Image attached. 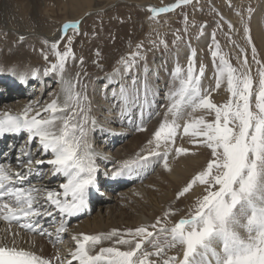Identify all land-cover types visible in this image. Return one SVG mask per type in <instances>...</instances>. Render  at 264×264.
Segmentation results:
<instances>
[{"label": "snow or ice", "instance_id": "snow-or-ice-1", "mask_svg": "<svg viewBox=\"0 0 264 264\" xmlns=\"http://www.w3.org/2000/svg\"><path fill=\"white\" fill-rule=\"evenodd\" d=\"M192 2L177 0L165 7L149 6L147 11L151 13L150 19H157L160 14ZM247 11L250 14L251 7ZM80 23H65L60 30V38L44 41L49 51L40 49L47 65L43 72L29 69L18 73L15 68L7 69L20 85L39 82L37 78L41 75L58 77L63 99L57 96L43 107L30 104L17 114L0 113V138L6 134L26 133L27 142L31 145L28 150L21 149L25 159L16 158L24 171L0 163V220L7 222L9 228L14 223L20 229L53 239V232L42 225L41 218L52 217L55 213L57 217L64 218L59 220V227L55 229L54 240L58 243L63 242L61 234L68 231L67 218L84 210L89 190L97 185L96 160L100 156L90 142V133L97 122L92 116L88 86L81 82V76L86 77L87 72H77L74 77L66 78L69 61L77 59L72 44L75 35L79 34ZM184 23L187 31V16ZM229 28H234L231 22ZM69 30H74L72 36L68 35ZM244 34L251 46L253 61L261 64L250 27H244ZM65 37V47L61 51L59 45ZM181 38L177 34L176 40ZM212 38L215 42V33ZM25 39L24 35L18 37L19 42ZM232 43L235 45V41ZM151 44L153 48H168V41L164 38L153 40ZM239 50L241 68L234 67L230 59L221 54L219 43L215 42V50L211 53L216 65L215 89L207 92L201 87L205 68H196L195 51H192L186 69L177 65L171 74L172 85L165 94L167 103L162 105L165 108L162 119L147 142L148 156L158 157L169 172L172 171L169 156L178 158L196 154L182 145L177 146L178 137H187L197 149L210 150L206 165L176 195L179 200L200 187L201 191L186 215L174 220L180 209L170 206L164 216L152 224L125 232L113 229L101 235H75L72 237L75 249L70 251V259H63L59 253L52 259L45 258L32 248L18 245L16 238L19 233L11 232L10 242L0 240V264H73L74 261L76 264H264V69L259 70L256 92L247 50ZM50 53L55 60L50 59ZM96 56L93 63L103 70L99 50ZM146 60L147 50L143 42L138 43L136 51L117 61L113 77L133 73L141 61L146 67ZM80 63L83 64V60ZM5 71L0 68V74ZM224 81L230 98L223 104H217L213 102L211 93ZM118 87L119 93L114 92V98L119 96L123 108L140 100L141 88L145 102L150 92L156 95L147 79L139 87L135 78L130 86L118 84ZM197 112L201 114L195 115ZM153 115L160 116L161 113L150 112L149 120ZM207 116L214 118L209 120ZM181 120H184L183 124ZM137 130L147 131L143 118ZM33 141H36L34 145ZM33 150L52 158L47 161L34 159ZM144 160L147 156L138 154L111 175L119 177L125 169ZM45 162L52 166V175L60 174L66 178V182L60 185L62 191L36 187L30 182L25 186L33 172L32 165ZM103 241H112L117 246L100 247L98 252L95 251ZM119 246H124L125 250ZM176 248L180 251L170 255Z\"/></svg>", "mask_w": 264, "mask_h": 264}, {"label": "bare ground", "instance_id": "bare-ground-1", "mask_svg": "<svg viewBox=\"0 0 264 264\" xmlns=\"http://www.w3.org/2000/svg\"><path fill=\"white\" fill-rule=\"evenodd\" d=\"M25 1H27L28 4H26ZM56 1H58V4L60 3V7H61L59 11L62 14V16H60V18L62 19L60 21V22H62L60 28H62V26L65 23L73 22V21H67L68 18L83 17V15L85 13H87L89 10H91L92 7H94V8L95 7L96 8L101 7L99 9L104 10L108 7L107 6L108 3H115V2L120 1V0H65V2H64V0H56ZM19 2L24 6V7H22L23 9L15 7L14 3L11 5L10 0H0V21L2 22V23L0 22V24L4 26L2 31L8 30L9 32H11L15 35H18V36L24 35L26 37L27 36L32 37V36H35L38 34V35L44 37L45 40H47L49 42L55 41L61 36V31H60L61 29L60 28H59V31L57 33L47 35L45 33L32 32L30 26H21L22 23L24 22V21L22 22V19H25V17H24V14H21L20 11H24L26 9L27 11L30 12V10H33L31 13V17L34 16V17L39 18L40 14L37 11V4L40 1L39 0H20ZM122 2H124V3L130 2V3H133L134 5L145 8V7L150 5L149 3L151 1L148 3V2L143 1V0H141V2H139V0L138 1L123 0ZM103 4H104V6H101ZM171 4L172 3H170V4L165 3V5L163 7L169 6ZM22 5H20V6H22ZM20 6H18V7H20ZM12 7H13V9H12ZM39 7H40L39 10H41V11L46 10L47 13L49 14V11L47 9L48 6H47L45 1L43 3H41L39 5ZM16 8L18 9V11H16ZM131 8H129V9H131ZM46 11H44V12H46ZM51 11H53V10H51ZM128 11H130V10H128ZM64 12L65 13L70 12V13H72V16L71 17H68L66 15L64 16L63 15V14H65ZM263 13H264V4H263V6L260 5L258 7V9L255 11V15H254V17H255L254 22L255 23H253V25H254L253 26L254 27L253 28L254 29L253 35H255V37L257 38V40L259 41V43L261 45V48H263V50H264V31H263L264 29L262 30V28H261V21H260L261 16L258 17L259 14H263ZM122 15H125V14L122 13ZM134 19H137V18H134ZM10 20H12V21L10 22ZM140 22H142V21H140ZM146 22L147 21H145V23ZM141 24L142 23H140V25ZM14 26H16V27H14ZM142 26H143V24H142ZM149 27H151V26H149ZM38 31H39V28H38ZM121 32H124V31H121ZM6 36H8V35H6ZM11 36L13 37V35H11ZM18 36H15V37L17 38ZM39 38H38V40H39ZM112 38H113V36H112ZM202 39H204V38H202ZM34 40H35V38H34ZM204 41H205V39H204ZM109 46L110 45H108V47ZM97 48H98V46H97ZM185 50H187V49H185ZM17 51L19 52V50H17ZM111 51H114V50H111ZM83 52H86V51H83ZM179 52H180V50H179ZM82 54L83 53H81V55ZM172 54H173V52H172ZM114 55H116V54H109L108 53L107 59L103 63L104 69H105V67H109L108 71L101 70V71H95L94 72L92 65H93V60H94L95 54L91 53L90 50H88L86 53H84L82 55V57L77 56V59L75 61H72V60L69 61V67H68V70L66 72V78L74 77L77 72H82V71L87 72L86 77L81 76V82L83 84H87V86H88L87 91H88V95H89L91 102H92V116L94 117V119L97 122L94 130L90 133V141L93 142L92 146L98 153H100V156L96 160V164L98 166L97 185L95 188H92V190L91 189L89 190L88 196L89 195L91 196V192L93 191L92 194L95 197L93 203L98 202L99 207L102 206L103 210H105L106 206L108 208L111 207V205L113 203V202L106 201V198H108V199L113 198V196L111 195L112 190H114L115 192H118L119 189H121L120 190L121 195H126V196L124 199H117L116 201H114V203L116 204L117 207L115 209L112 208L108 212L105 211L104 216H103V213H102V215L96 214L94 216V218H92V219L87 218L86 220H84L82 222H81V220H79L74 224L71 223L70 224L71 227L68 229V231H70L69 232L70 234L68 233L70 236H72L71 235L72 232H78V233L84 232V234H88V235H101V234H107V233L111 232L113 229L120 230L121 232H125L127 229H134V228L141 226V225L154 223L158 217H163L165 211L170 206L175 209L176 207H179V206L183 205L185 202H187V201L183 202L184 200L183 201L182 200L177 201V199L172 200L174 198H171L170 200H168L169 195L167 194V192H165V193L168 196L167 195L164 196V194H163L164 197H159V194H161L163 192L161 190V186L163 187L165 184L166 187L172 188V186H173L174 189H175V186L180 187L186 181V179H189L188 177L190 176V174H192L191 172L193 171L194 165L197 162V159H191L193 156H191L190 160L188 158H183V157L173 158L172 156H170L169 164H170V167L172 168V171L169 172L163 168L162 162L160 160H158V157L148 156L147 149L149 146H148L147 142L151 138V133L158 127V122L160 121V116L153 115L152 118L149 120V118H148L149 117V114H148V110H149L148 106L149 105L147 104V112H146L147 116L145 117V111L144 110L146 107V102L143 98V89L142 88H141V93L139 94L140 100H138L131 107H127V108H123V105L119 102L117 95L114 98L113 92L119 93L118 84H121L125 87H128L132 84L133 78H135L136 84L138 87L142 85L143 80L147 79L150 82V87H151L152 91L155 93H158L160 85L161 86L163 85V84H159V83H161V82L164 83V80H165L164 77L163 76L161 77V75H160V71H161L160 69H162V68L159 66L160 63H158L156 61H153V62L149 61L150 64L146 65V67H144L145 69L143 68L144 70H136L131 74L124 75L123 77H121V76L113 77L114 68L111 69V67L113 66L112 63L115 62ZM17 57H19L20 62L26 64L24 62V60L26 59V57L28 58L29 55L27 53H25L23 56L18 55ZM81 60H83V62H84L83 64L80 63ZM11 63H12V61L6 60L4 65L0 66V68H4V69L15 68L18 73H22L26 70H29L26 68H19V65H21L20 63L19 64L16 63L14 65ZM8 65H10V66H8ZM35 66H37V65H35ZM35 68L40 69L41 72H43V69L41 68V66L40 67L37 66ZM148 69H149V72L147 71ZM156 78H159V80ZM37 79L39 82H30L26 85H20L18 83V81L7 70L4 73L0 74V91H2L1 96H0V113L10 112L12 114H17V113L22 112L23 109L25 107L29 106L30 104L35 106L33 99L40 92H41V95H40V97H38V99L41 98L43 100V98H46V101H45L46 104L50 103L53 98H55L57 96H61V84L59 82L58 77L41 75ZM52 81H56V83L51 85ZM38 88L40 90L39 92H37ZM149 94L153 99V103H152L153 104L152 107H153V106H155L154 105L155 102H157V100H155V99H157L156 98L157 94L154 96L151 94V92ZM61 99H63L62 96H61ZM122 108H123V112H124L123 115L121 114ZM141 109L143 112V117H141L140 121H138V125L141 124L142 118H143L145 123L150 122L148 125L145 124L147 127L146 132L138 131L136 125L134 124V121H136V119H137L136 118L137 115L141 116ZM155 111H156L155 108H153L152 112L154 113ZM115 121L117 122L116 125H118V126H117V129L114 130L115 131L114 132L113 127L110 126V123L115 122ZM182 121H181V123L183 124L184 120H182ZM122 131H126V132H122ZM127 132L129 134L131 132H133V134H134V136L129 137L130 138L128 140L129 144H126L125 146L123 145L122 148L118 147L117 149H115L114 148L115 143L120 142L122 139L121 136H123L124 133H127ZM7 143H9V145H6V147L4 148L5 152H4V156H3L5 158L6 164L11 165V167L14 170L24 171L25 169L20 167L16 158L19 156V157H21V159H25V157H23L21 155V149L28 150L31 147V145H29L27 142V134L21 133V135H10ZM35 143H36V141L32 142V144H35ZM183 146H184V143H183ZM187 146H189V145L187 144ZM190 147H192V146H190ZM34 152L35 151L32 152V156L34 159H42V160L47 161L48 159L52 158L51 155H48L49 157H46V158H39V157L35 158L34 156L36 153H34ZM138 154L147 156V160L140 161L137 164H133L130 169H125L124 174L119 176V177H115V178L112 177L111 174L114 171L121 169L124 162L133 161L137 157ZM203 154H204V152H203ZM199 160H201V159L199 158ZM33 165L35 167H33V172L29 175L28 181L25 182V185L31 180L35 181V179H37L38 175L43 176V173H45V176H47V177L52 176V166L48 165L46 162L44 164H42V168H38V165H35V164H33ZM148 175L150 176V180H148L146 183H142L141 181L145 180V178ZM54 178H58L60 181H63V179H66L65 177H63L60 174H57L55 176L53 175L51 177V180H53ZM126 183H128L127 184L128 186L124 187L123 184H126ZM43 184H44L43 181H38V183H36L35 186L36 187H42V188L48 187L47 189H49V185L44 186ZM59 184H61V182H59ZM122 185H123V187H120L119 189H117L119 186H122ZM132 186H134V187L136 186L134 190H132L133 189ZM147 186H148V188H147ZM182 186H184V185H182ZM153 187L158 188V192L152 191ZM101 189H107V190H105V196L106 197L102 194ZM197 189H199V188H197ZM50 190H52V189H50ZM95 190L101 191L100 197L96 195V193L94 192ZM171 192H174V190H172ZM131 194L133 195L132 196L133 198L134 197L136 198V200H137L136 202L139 203V206L131 205V203H130L131 199L128 198V195L130 196ZM101 195L104 197H101ZM170 197H172V195ZM185 199H186V197H185ZM188 199H186V200H188ZM167 202H168V204H166ZM189 203H191V201L187 202L186 204L189 205ZM122 205H126L125 209H123V210L134 209V213H132V215H126L125 213L119 214V211L117 208L119 206H122ZM82 212L83 211H81L80 213H82ZM186 214H187V211L182 212V214H178L173 219L174 220L179 219L181 216H184ZM54 217H55V219H54ZM80 217H82V215H80ZM113 217L114 218L118 217L119 218L118 222L116 220L114 221ZM103 218H106V221L110 219L109 221H111V223H109V224L105 223V225H103ZM61 219H62V217H57L56 214L54 213V215L52 217H42L41 223L44 225H47L49 223V220H51L53 223H56V226L54 228H58L59 227V220H61ZM1 225H4L3 231H5L4 232L5 236L7 235V232H9V233L18 232L19 235L16 238V243L18 245H20L21 247H24V248H32L37 254H39L45 258H48V257H46L47 255L45 253V250H46L45 246L46 245H44L43 241H40L39 239L35 238L36 236H33V235L26 233L23 229H20L19 227L11 226V229H10L9 225L0 221V227H1ZM24 232L28 236L30 235L31 239H30V241H25L23 243L21 235H23ZM52 232H53V237H54L55 231L53 229H52ZM61 235H63V234H61ZM52 241H53V239H51V242ZM111 246H117V245H114V243L112 241H103L101 245H98L96 247L95 251L98 252L100 247H111ZM68 247L72 248L71 245ZM119 247H121L122 250H125L124 246H119ZM174 250L175 249L171 250V252ZM171 252L169 253L170 255H171ZM173 253L174 252H172V254ZM54 264H55V262H54Z\"/></svg>", "mask_w": 264, "mask_h": 264}, {"label": "rangeland", "instance_id": "rangeland-1", "mask_svg": "<svg viewBox=\"0 0 264 264\" xmlns=\"http://www.w3.org/2000/svg\"><path fill=\"white\" fill-rule=\"evenodd\" d=\"M19 1L18 0H10V2H11L10 4L12 5L14 3L15 7L23 9L22 7H24V6ZM39 1L40 2H38V4H37V11L40 14V17L39 18L34 17V16L31 17V13L33 10H30V12L27 11L26 9L24 11H20L21 14H24V17H25V19H22V22L23 21L24 22L22 23L21 26H30L32 32L45 33L47 35L57 33L59 31L61 24H62V22H60L62 20L60 18V16H62V14L59 11L61 8L60 3L58 4V1H56V0H39ZM44 1L46 2L47 6H48L47 9L49 11V14L47 13L46 10H43V11L39 10L40 9L39 5L41 3H43ZM122 1L123 0L117 1V2H115L116 4L115 3H108V5H107L108 7L106 9H104L105 11L103 9L102 10L99 9L101 7H99V8L92 7V9L89 10L90 12L88 11L87 13H85L83 15V17L68 18L67 21H73V22L74 21H80L81 22L80 28H79V34L75 35V39L73 40L72 48L75 52L76 57L77 56L82 57V55L84 53H86L88 50H90L91 53L95 54L93 61H95L97 59L96 52H97V50H99L101 53V57H102L100 59V63L102 65L106 61L108 53L109 54H116V55H114L115 62H113L114 64L112 63V65L114 67L113 66L111 67V69H113V68L117 67V61L120 60L121 57H126L131 52L136 51V45L138 43L143 42L144 49L147 50L146 65L150 64L149 61H152V62L156 61V62L160 63L159 66L162 68V69H160L161 70L160 75H161V77L163 76L165 79L164 83H162V82L159 83V84H163V85L162 86L160 85L159 91H158V93H156L157 99H155V100H157V102H155V104H154L155 106H153V107H152L153 99L149 94L148 101L146 102V107L144 110L145 111V117L147 116L146 112H147V104H148L149 105L148 106V109H149L148 114L150 112H152L153 108H155L156 111L158 110L160 113L162 112L160 115V120L162 119V116H163V113L165 110L164 107H162V105H165L167 103V101L165 99V94L168 91L169 87L172 85L173 77L171 74L174 72L175 67L177 65L181 66L184 69L187 68L189 60L192 58L191 57L192 51H195V53H196V56H195L196 68L199 69V67H201V66H204V68H205L204 76L201 78L202 89L205 92H207L209 89H215L216 65L213 62V57L211 54L212 51L215 50V42L219 43L220 49H221V54L225 55L227 58H229L231 64L237 68H241L240 59H238V57L242 58V55H241L239 49L245 48L247 50L248 64L251 67V75H252L253 80H254L253 88H254V91L258 92V81H259V74L258 73H259V70L264 69V50H263V48H261V45H260L259 41L257 40V38L255 37V35H253L254 34L253 23H255L254 22L255 11L258 9V7L260 5L263 6L264 0H193V2L189 5L177 8L174 11L169 12V13L160 14L157 19H152V20L149 18L151 13L147 11L149 6L163 7L165 5V3L166 4H168V3L173 4V3H176L177 0L176 1L175 0H143V1H146L148 3L151 1L149 3L150 5L145 7V8L139 7V6L134 5L133 3H130V2L124 3ZM129 1H133V0H129ZM134 1H138V0H134ZM25 2H26V4H28L27 1H25ZM64 2H65V0H64ZM139 2H141V0H139ZM20 5H22V6H20ZM230 5H232V6H230ZM18 6H20V7H18ZM101 6H104V4ZM13 7H12V9H13ZM128 7L129 8L132 7V8L129 9ZM249 7H251V9H252V12L250 14L247 11V9ZM17 8H16V11H18ZM51 10H53V11H51ZM128 10H130V11H128ZM44 11H46V12H44ZM121 12L125 15H122ZM239 13H242V16ZM63 15L71 17L72 13L66 12ZM249 15L251 17L250 19H249ZM185 16H187V20H188L187 31H185V23H184ZM260 16H261V19H260L261 28L263 30L264 29V13L259 14L258 17H260ZM134 18H137V19H134ZM12 20H10V22ZM140 21H142V22H140ZM145 21H147V22L145 23ZM229 22H231V24L234 26V28L231 30L229 28ZM140 23H142L143 26H142V24L140 25ZM204 25H207V27H204ZM149 26H151V27H149ZM245 26H248L251 29V35L253 38V42L257 48V53H258L257 59L262 61V63L259 65L256 64L252 59L251 46L248 45V43L245 39V34H244V27ZM3 27L4 26L0 24V33H1L0 34V62H1L0 66H3L4 63L6 62V60L12 61L11 64H13V65L16 63H18V64L20 63L21 65H19V68L36 69L35 67L41 66V68L44 69V67L47 66L46 62L43 60V58L40 54L41 48H44L45 51H49L48 46L44 44V41H45L44 37H42L38 34H37L38 36L35 35L32 37H30V36L26 37L25 36L26 37L25 41L19 42L18 41V37H19L18 35H15V34L9 32L8 30L2 31ZM14 27H16V26H14ZM38 28H39V31H38ZM121 31H124V32H121ZM213 33H215V42L213 41V38H212ZM73 34H74V30H69L68 35L72 36ZM177 34H179L182 37L180 40H176ZM6 35H8V36H6ZM11 35H13V37ZM15 36H18V37L16 38ZM112 36H113V38H112ZM229 36L231 37V40L229 39ZM34 38H35V40H34ZM38 38H39V40H38ZM161 38H164L168 41V48L167 49H164L163 47L153 48L151 41H153V40L158 41ZM202 38H204L205 41ZM66 39H67V37H65L63 40H61V43L59 45L61 51L64 50ZM232 41H235V45H238L239 47L235 46L232 43ZM108 45H110V46L108 47ZM97 46H98V48H97ZM16 49L19 50V52ZM33 49H35V51H33ZM185 49H187V50H185ZM109 50L110 51L114 50V51L110 52ZM179 50H180V52H179ZM83 51H86V52H83ZM172 52H173V54H172ZM23 53L24 54L27 53L29 55V57L28 58L26 57V59L24 60V62L27 65L20 62L19 57H17L18 55L23 56L24 55ZM81 53H83V54L81 55ZM50 59L55 60V57L52 56L51 53H50ZM35 65H37V66H35ZM144 65H145V62L141 61L140 65L138 66V68L136 70H144L145 69ZM8 66H10V65H8ZM92 68H93L94 72L95 71H101V69L98 68L94 63L92 65ZM108 69H109V67H105V69H104V66H103L104 71H108ZM5 70H7V69H5ZM147 71L149 72V69ZM156 79L159 80V78H156ZM55 83H56V81H52L51 85H53ZM39 91L40 90L38 88L37 92H39ZM1 92L2 91H0V96H1ZM140 93H141V91H140ZM113 94H114V92H113ZM40 95H41V92L33 100H34L35 106L39 105L42 107L43 105H46V103H45L46 98H43L44 101L41 98L38 99V97H40ZM211 95H212L213 102H215L217 104H223L224 102H226L230 98V93L227 91L226 81L221 83V87L219 89L212 91ZM117 98L119 100L118 95H117ZM253 103H254V101H253ZM198 114L200 115L201 113L197 112L195 115H198ZM141 117L142 116L137 115V117H136L137 119H136V121H134V124L136 125L137 128L139 126L138 121H140ZM206 118L211 120L214 117L207 116ZM181 121H180V123H181ZM149 123L147 122L145 124L148 125ZM116 124H117L116 121L110 123V126L113 127V131L117 129L118 125H116ZM122 132H126V131H122ZM131 136H134L133 132H131L130 134L128 132L124 133V135L121 136V138H122L121 141L116 142L114 148L115 149H117L118 147L122 148L123 145L125 146L126 144H129L128 140L130 139L129 137H131ZM187 140H188V138H186V137L185 138L183 136L178 137L177 138V146H181V145L183 146V143H184V147H186V148H189L190 146H192L189 149H191L192 152H195L196 154L195 155H187L185 157L181 156V157L188 158L190 160L191 156H193L191 159H197V162L195 163L194 169L191 172L192 174H190V176L188 177L189 179H186V181L182 184L184 186L198 171H200L206 165V162L209 159L208 155L210 152V150L203 148V147H200L201 149L195 148L191 143L189 144ZM90 142H91V144H93L92 141H90ZM187 144L189 146H187ZM7 145H9V143H7ZM33 151H35V150H33ZM203 152H204V154H203ZM34 153H36L34 156L35 158L49 157L48 155L47 156L42 155L40 152L38 153V151H35ZM199 158L201 160H199ZM169 159H170V156H169ZM158 160H160V159L158 158ZM32 166H34V165H32ZM43 175L45 177V180L42 179L40 181H43L44 186L49 185V189L56 190L58 192L62 191V189L60 188V185L62 184V182L65 183L66 179H63V181H60L58 178H54L53 180H51V178L45 176V173H43ZM148 176L145 178V180H143L141 182L146 183L148 180H150V176L149 177ZM35 180H37V179H35ZM59 182H61V184H59ZM127 184L128 183L123 184L124 187L128 186ZM123 185L119 186L117 189H119L120 187H123ZM182 185L180 187L175 186V189H174L173 186H172V188L166 187V185L164 184L163 187L161 186V190L164 193L162 192L161 193L162 195L159 194V197H164L168 194L169 195V196L167 195L169 198L168 200H170L171 198H174L172 200H175L178 191L182 189L181 187H183ZM135 187L132 186V188H133L132 190H134ZM147 188H148V186H147ZM197 188H199V189H197ZM101 190H102V194L105 196V190H107V189H101ZM120 190L121 189H119L118 192H115L114 190H112L111 195L113 196V198L112 199L106 198V201L113 202L111 207L108 208L106 206L105 210H103L102 206L99 207L98 202L93 203L92 207L94 208L93 209L94 211H93L92 215L87 216L85 219H82L81 222L86 220L87 218L88 219L94 218V216L96 214L102 215V213H103V216H104L105 211L108 212L112 208L115 209L117 206L114 203V201H116L117 199H124L126 196V195H121ZM172 190H174V192H171ZM152 191L158 192V188L153 187ZM200 191H201L200 187H196L192 193L185 196L186 199L189 198L188 200L191 201V203H189V205L186 204L189 201L186 200L185 197L179 199L182 201L184 200L183 202H185V201H187V202H185L183 205L175 208V209L180 208V212L178 214H182V212L188 211L189 207L194 202L195 196L197 194H199ZM165 192H167V194ZM95 193L97 196L100 197L101 191L96 190ZM163 194H164V196H163ZM171 195H172V197H170ZM104 196L101 195V197H104ZM132 196H133L132 194L130 196L128 195V198L131 199L130 200L131 205L139 206V203L136 202L137 201L136 198L135 197L133 198ZM166 204H168V202ZM125 207H126V205H122V206H119L117 208L119 211V214L125 213L126 215H132V213H134V209L123 210V209H125ZM118 219L119 218L116 217V218H114V221L116 220L118 222ZM109 220L106 221V218H103V225H105V223L106 224L111 223V221H109ZM74 223H76V222H72V224H74ZM3 226L4 225H1V227H0V240H2L5 243H8L11 240V238H10L11 235L9 232H7V235L5 236V233H4L5 231H3ZM81 233L84 234V232H80V233L72 232L71 233L72 236L69 235L70 233L67 234L64 237L62 243L51 242L48 240L47 236H43V235L36 236L35 238L44 242V245H46L45 246V249H46L45 253L47 255L46 257H48L49 259L54 258V256L57 253H59L63 259H70L71 257L69 255V253H70V251H73V249H75V242L71 238L73 236L79 235ZM21 238H22L23 243L25 241H30V239H31L30 235L28 236L25 232L23 233V235H21ZM70 245L72 246V248L68 247ZM179 251L180 250L177 248L174 251H172V252H174L173 254L171 252V255H175ZM75 263L76 262L74 261L73 264H75Z\"/></svg>", "mask_w": 264, "mask_h": 264}]
</instances>
